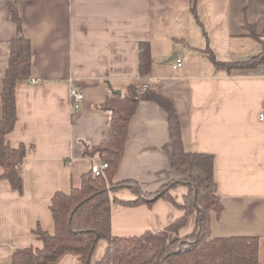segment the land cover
<instances>
[{
  "label": "crops",
  "instance_id": "crops-1",
  "mask_svg": "<svg viewBox=\"0 0 264 264\" xmlns=\"http://www.w3.org/2000/svg\"><path fill=\"white\" fill-rule=\"evenodd\" d=\"M22 33L32 49L31 78L16 85L17 121L8 134L25 145L23 191L12 188L0 167V264H12L18 248H42L38 227L53 233L55 193L80 187L99 154L86 149L108 136L111 112L100 107L112 90L130 84L148 87L171 101L185 149L213 154L214 179L222 211L211 214V236L260 238L264 263V62L218 69L220 62L245 63L264 50V0H14ZM249 25V26H248ZM253 31L256 35H253ZM19 35L7 0H0V118L3 79L13 39ZM145 45V46H144ZM151 64L142 72L141 54ZM183 63L176 67V59ZM36 80V82H32ZM76 88L84 99L74 105ZM183 175L172 167L168 112L141 100L129 123L124 154L114 183L135 181L154 193ZM188 186L170 189V198L130 206L112 202V234L120 237L159 231L185 214ZM112 198L135 201L134 188ZM190 216L180 236L192 234ZM100 243L94 261L105 254ZM74 254L56 264H77Z\"/></svg>",
  "mask_w": 264,
  "mask_h": 264
},
{
  "label": "trees",
  "instance_id": "trees-1",
  "mask_svg": "<svg viewBox=\"0 0 264 264\" xmlns=\"http://www.w3.org/2000/svg\"><path fill=\"white\" fill-rule=\"evenodd\" d=\"M7 1L19 35L11 43L9 64L3 79L0 167L3 169L2 177L10 182L13 189L22 192L24 182L21 165L26 158L27 148L23 144L12 146L8 134L17 121L16 85L21 80L31 78L32 49L29 39L22 33V19L14 0ZM196 2L191 0L195 14ZM253 35H256L254 31ZM209 55L218 69L227 71L254 67L264 62V50L245 63L220 62L212 51ZM140 60L142 72H147L151 64L147 49L141 54ZM141 100L154 101L168 112L172 167L183 175L180 180L167 183L154 193L142 191L135 181H112L124 154L130 120ZM100 107L111 112L108 136L93 149L88 147L85 153L103 156L109 167L105 169L104 175L95 176L92 171L84 174L82 185L72 188L69 193H55L51 205L55 231L50 233L38 227L35 234L42 240L43 247L16 249L12 264H56L69 253L77 256V264H264L259 259V237L211 236V214L222 211L214 179V156L185 149L180 120L170 100L148 87L130 84L126 93L112 90ZM180 183L187 184L189 188L182 206L185 211L183 216L164 229L147 231L140 236L120 237L112 234L113 201L134 206L142 202L151 203L161 197L170 198V189ZM123 187L134 188L139 197L135 201L112 198V192ZM194 214V232L181 237V228ZM103 239L108 241L107 250L102 258L94 261V252Z\"/></svg>",
  "mask_w": 264,
  "mask_h": 264
},
{
  "label": "built area",
  "instance_id": "built-area-1",
  "mask_svg": "<svg viewBox=\"0 0 264 264\" xmlns=\"http://www.w3.org/2000/svg\"><path fill=\"white\" fill-rule=\"evenodd\" d=\"M183 63L182 58H177L175 66L180 67ZM32 82H36V80H32ZM72 101L75 106H78L84 99V93L76 88H72L70 92ZM261 118H264V113H261ZM109 167V163L104 159V157H99L96 159L91 167V171L95 176L104 175L105 169Z\"/></svg>",
  "mask_w": 264,
  "mask_h": 264
},
{
  "label": "rangeland",
  "instance_id": "rangeland-1",
  "mask_svg": "<svg viewBox=\"0 0 264 264\" xmlns=\"http://www.w3.org/2000/svg\"><path fill=\"white\" fill-rule=\"evenodd\" d=\"M103 241H104V239H103V240H100V242L98 243V245H97V248H96V250H95L94 254H96V251H97V249H98V247H99L100 243H101V242H103Z\"/></svg>",
  "mask_w": 264,
  "mask_h": 264
},
{
  "label": "water",
  "instance_id": "water-1",
  "mask_svg": "<svg viewBox=\"0 0 264 264\" xmlns=\"http://www.w3.org/2000/svg\"><path fill=\"white\" fill-rule=\"evenodd\" d=\"M115 92H117V93H121L120 91H116V90H114ZM199 232H200V229H199ZM199 232H198V234H199Z\"/></svg>",
  "mask_w": 264,
  "mask_h": 264
}]
</instances>
